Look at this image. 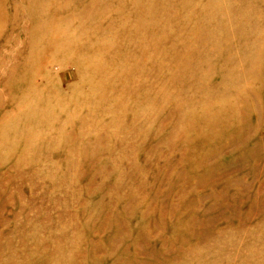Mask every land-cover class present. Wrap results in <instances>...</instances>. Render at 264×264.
Returning a JSON list of instances; mask_svg holds the SVG:
<instances>
[{"label":"rangeland","instance_id":"374dc122","mask_svg":"<svg viewBox=\"0 0 264 264\" xmlns=\"http://www.w3.org/2000/svg\"><path fill=\"white\" fill-rule=\"evenodd\" d=\"M0 264H264V0H0Z\"/></svg>","mask_w":264,"mask_h":264}]
</instances>
